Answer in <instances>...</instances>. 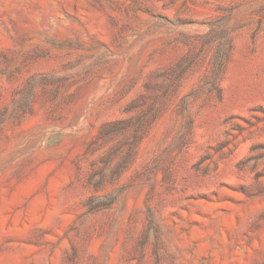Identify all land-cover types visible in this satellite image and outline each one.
Here are the masks:
<instances>
[{"label":"rangeland","instance_id":"374dc122","mask_svg":"<svg viewBox=\"0 0 264 264\" xmlns=\"http://www.w3.org/2000/svg\"><path fill=\"white\" fill-rule=\"evenodd\" d=\"M0 264H264V0H0Z\"/></svg>","mask_w":264,"mask_h":264}]
</instances>
